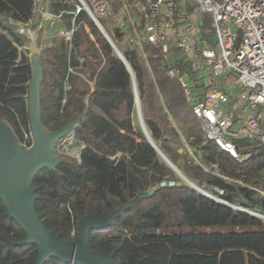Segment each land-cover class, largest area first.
Here are the masks:
<instances>
[{
  "label": "trees",
  "instance_id": "1",
  "mask_svg": "<svg viewBox=\"0 0 264 264\" xmlns=\"http://www.w3.org/2000/svg\"><path fill=\"white\" fill-rule=\"evenodd\" d=\"M51 6L65 28L75 30L70 41L54 36L39 54V118L48 132L76 124L53 145L55 167L42 168L31 180L34 209L46 229L76 243L84 217L103 220L125 205L112 224L88 236L90 249L112 254L118 264H264V219L181 180L134 124L131 76L122 60L84 10L75 14V0H52ZM32 10L33 0H0V119L19 143L29 144L31 68L23 50L29 38L16 25L28 21ZM120 38L116 30L118 48ZM170 48L167 60L150 43L122 52L152 140L198 186L264 215V145L240 140L247 157L239 161L206 141L183 88L166 73L189 68L184 53ZM24 236L0 199V264L35 263L38 248L22 244ZM43 264L72 263L50 257Z\"/></svg>",
  "mask_w": 264,
  "mask_h": 264
},
{
  "label": "built area",
  "instance_id": "2",
  "mask_svg": "<svg viewBox=\"0 0 264 264\" xmlns=\"http://www.w3.org/2000/svg\"><path fill=\"white\" fill-rule=\"evenodd\" d=\"M42 1L33 0L32 17L16 25L19 34L31 38L38 13L50 26L60 17ZM114 2L134 29L139 47L143 43L159 46L165 60L172 56L171 46L184 53L188 70L169 67L166 73L183 88L206 141L239 161L247 157L240 140L264 145V0H75V14L82 9L100 22L113 13ZM137 5L142 35L133 22ZM190 9H197L202 21ZM74 30L72 26L62 32L66 41L72 39ZM23 50L31 55L28 47ZM68 71L74 73L73 68ZM191 85L198 91L194 97ZM20 145L26 150L32 147L27 141ZM71 155L79 160L76 151Z\"/></svg>",
  "mask_w": 264,
  "mask_h": 264
},
{
  "label": "water",
  "instance_id": "3",
  "mask_svg": "<svg viewBox=\"0 0 264 264\" xmlns=\"http://www.w3.org/2000/svg\"><path fill=\"white\" fill-rule=\"evenodd\" d=\"M91 20L102 37L111 46L114 53L122 60L131 76L135 110L139 125L158 156L174 170L179 178L201 194L241 212L264 219V215L259 212L230 204L204 190L202 187L193 184L160 150L152 140L144 123L130 65L100 22L98 20ZM30 57L31 80L28 91V118L32 147L28 150L22 148L12 129L0 119V199L4 203L6 214L23 230L25 236L21 243H33L37 246L38 253L34 264H43L50 257H56L62 262L72 264H118L112 254L90 249L88 247V236L92 229L108 227L128 206H119L103 220H90L84 217L78 226L76 243L70 240H63L47 230L34 209V194L31 180L42 168L53 169L55 167L58 159L52 156L53 145L68 130L73 128L76 123L64 126L53 132H48L43 128L39 118V84L42 73L38 59L36 58L37 54L32 53Z\"/></svg>",
  "mask_w": 264,
  "mask_h": 264
},
{
  "label": "rangeland",
  "instance_id": "4",
  "mask_svg": "<svg viewBox=\"0 0 264 264\" xmlns=\"http://www.w3.org/2000/svg\"><path fill=\"white\" fill-rule=\"evenodd\" d=\"M190 13L193 14V17L199 16L200 20L202 21V17L200 15V12L197 9H190ZM100 24L105 28L106 32L111 37H114V34L116 32L114 27H116L117 25L119 26V24H120L121 29H118V32L121 34V38L117 41V43H118V45L120 47L119 50L121 52H124V51L129 50V49L134 48V47H138L137 43L133 39L132 31H130L127 28L126 18L123 16L122 13L119 14V13H117L115 11V13L109 15L106 18L101 19ZM206 24L208 25L207 22H206ZM231 30L233 32H235L236 31V27L234 25H232L231 26ZM137 32L139 34L142 32L139 27H137ZM52 34L53 33H51V32H49V33L48 32H42L40 34L39 41L42 43V50L52 43V39H53ZM40 54H42V51H40ZM30 56L31 55L28 56L29 62H30V58H31ZM38 57H39V55H37L36 58L38 59ZM168 58H171V57L167 56V59ZM173 59H175V58H172L171 61H173ZM190 87H192L191 97H194L195 95L198 94V91L196 89H194L192 85ZM200 89L202 90V88H200ZM134 124H139L136 112H135V115H134ZM25 138L27 140H29L28 136H26ZM181 164H182V162L180 161L179 165H181Z\"/></svg>",
  "mask_w": 264,
  "mask_h": 264
},
{
  "label": "crops",
  "instance_id": "5",
  "mask_svg": "<svg viewBox=\"0 0 264 264\" xmlns=\"http://www.w3.org/2000/svg\"><path fill=\"white\" fill-rule=\"evenodd\" d=\"M51 4H52V0H43L42 1V5L43 6L46 5L47 6V9L50 12H53V9H52ZM114 6H116V8L114 7L113 13H115V11H116L117 13L121 14V12L119 11V4H118V2H114ZM139 11L141 12V7L139 5L135 6L133 8V11H132L133 22L136 25V31H137V27H139L141 29V26H140L141 25L140 24L141 21H140V16H139L140 13H139ZM123 16L126 18L127 28L130 31H132L133 38H134V29L130 25L127 17L125 15H123ZM114 28H115V30L118 31V29H121V26L119 24V26L117 25ZM68 29H70V28H65L64 23H63V20L61 19V17H59L57 19V21H55L54 24L50 26L49 20L46 17L42 16L40 13L36 14L34 16V19H33V22H32V26H31V30L33 31V33H32L31 38L29 39V43H28V48L30 50V53L33 52V53H36L37 55L40 54V51L42 50V43L39 41V38H40V34L42 32H48V33L51 32V33H53L52 34L53 37L54 36H63L62 35V32L65 31V30H68ZM85 29H86V31H89V29H88L87 26H85ZM139 35H142V32ZM114 36H115V34H114Z\"/></svg>",
  "mask_w": 264,
  "mask_h": 264
},
{
  "label": "bare ground",
  "instance_id": "6",
  "mask_svg": "<svg viewBox=\"0 0 264 264\" xmlns=\"http://www.w3.org/2000/svg\"><path fill=\"white\" fill-rule=\"evenodd\" d=\"M191 182H192L193 184H196V183H195L194 181H192V180H191ZM196 185H197V184H196Z\"/></svg>",
  "mask_w": 264,
  "mask_h": 264
}]
</instances>
